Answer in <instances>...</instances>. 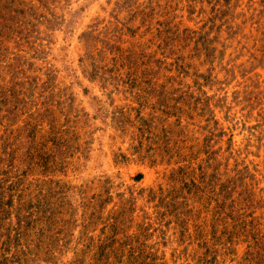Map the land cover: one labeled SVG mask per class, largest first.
<instances>
[{"label": "rangeland", "instance_id": "obj_1", "mask_svg": "<svg viewBox=\"0 0 264 264\" xmlns=\"http://www.w3.org/2000/svg\"><path fill=\"white\" fill-rule=\"evenodd\" d=\"M0 264H264V0H0Z\"/></svg>", "mask_w": 264, "mask_h": 264}]
</instances>
